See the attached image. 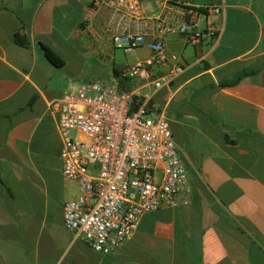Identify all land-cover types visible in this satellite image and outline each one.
<instances>
[{
  "label": "crops",
  "instance_id": "0c3cea01",
  "mask_svg": "<svg viewBox=\"0 0 264 264\" xmlns=\"http://www.w3.org/2000/svg\"><path fill=\"white\" fill-rule=\"evenodd\" d=\"M140 1L144 18L160 13L154 0ZM176 1L195 6L199 28L213 34L199 42L168 34V64L128 78L154 53L142 46L121 59L101 5L0 0V264H264V0ZM41 43L65 64L54 65ZM174 66L183 71L156 87ZM87 81L118 82L140 91L150 112H165L191 187L179 205L146 212L107 255L64 225V205L82 190L63 176L53 103Z\"/></svg>",
  "mask_w": 264,
  "mask_h": 264
},
{
  "label": "built area",
  "instance_id": "2783aa9c",
  "mask_svg": "<svg viewBox=\"0 0 264 264\" xmlns=\"http://www.w3.org/2000/svg\"><path fill=\"white\" fill-rule=\"evenodd\" d=\"M154 2L161 6L160 13L144 18L140 0H92L101 5L95 8L99 15L113 16L109 31L116 48L128 52L147 46L154 53L125 71V77L166 66L168 34H185L194 42L213 34L199 28L200 11L189 2ZM205 9L222 10L212 5ZM134 18L145 21L142 29L127 28V20ZM150 32L156 40H147ZM182 71L181 66L170 67L155 81L156 87L170 84ZM54 104L60 109L62 173L82 190L64 205V225L82 233L95 251L117 252L133 237L146 212L177 206L191 193L169 119L163 111L150 112L140 91H125L118 82L92 81Z\"/></svg>",
  "mask_w": 264,
  "mask_h": 264
},
{
  "label": "trees",
  "instance_id": "16d2710c",
  "mask_svg": "<svg viewBox=\"0 0 264 264\" xmlns=\"http://www.w3.org/2000/svg\"><path fill=\"white\" fill-rule=\"evenodd\" d=\"M41 46L47 56V58L56 66H63L65 64V61L63 60V58L55 51L53 50L51 47L42 44ZM226 84V83H225ZM228 84V83H227ZM138 107V105L136 103H134V109H136Z\"/></svg>",
  "mask_w": 264,
  "mask_h": 264
},
{
  "label": "rangeland",
  "instance_id": "374dc122",
  "mask_svg": "<svg viewBox=\"0 0 264 264\" xmlns=\"http://www.w3.org/2000/svg\"><path fill=\"white\" fill-rule=\"evenodd\" d=\"M116 51L119 54V57L121 59H126L127 61H130V62L136 57V53H135L136 52V49L134 51H131V53L128 52L129 54H125L124 51L123 50H120V49H117ZM87 83H89V81H87L84 84H87ZM81 85H83V84L81 83ZM81 85H78V87H80Z\"/></svg>",
  "mask_w": 264,
  "mask_h": 264
}]
</instances>
